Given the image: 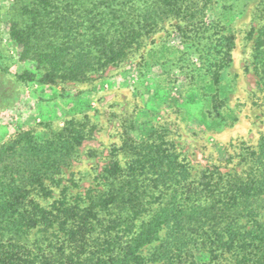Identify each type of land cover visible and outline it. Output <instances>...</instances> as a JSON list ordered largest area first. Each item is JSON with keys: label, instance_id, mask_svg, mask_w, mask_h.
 Wrapping results in <instances>:
<instances>
[{"label": "trees", "instance_id": "16d2710c", "mask_svg": "<svg viewBox=\"0 0 264 264\" xmlns=\"http://www.w3.org/2000/svg\"><path fill=\"white\" fill-rule=\"evenodd\" d=\"M240 1L221 4L205 32L185 30L182 52L167 44L144 51L143 40L169 17L191 15L194 0H29L21 13L31 22L11 23L9 36L26 63L22 76L39 86L81 82L135 50L142 69L159 66L163 81L177 70L203 89L230 65ZM259 13L248 36L264 99V6ZM85 129L71 117L48 136L26 131L0 146V264H264V135L242 155L244 170H206L198 189L186 184L187 162L151 129L145 140H124L118 151L127 160L103 168L102 190L74 197L62 174Z\"/></svg>", "mask_w": 264, "mask_h": 264}, {"label": "rangeland", "instance_id": "374dc122", "mask_svg": "<svg viewBox=\"0 0 264 264\" xmlns=\"http://www.w3.org/2000/svg\"><path fill=\"white\" fill-rule=\"evenodd\" d=\"M28 1L0 0V146L26 131L48 136L71 117L82 122L88 137L62 174V184L74 197L96 187L102 190L97 183L103 168L113 160H127L118 151L124 140H145L151 129L159 130L155 142L173 147L187 162L189 188L206 184V170L218 176L245 169L242 155L264 135V99L252 60L254 35L248 36L262 22L264 0L238 3L229 24L234 42L230 65L220 70L216 82L207 79L203 89L188 85L177 70L163 81L159 66L142 69L135 50L120 65L88 74L81 82L39 86L26 81V63L18 61L19 48L9 34L11 23L31 22L21 13ZM231 1L194 0L191 15L182 21L169 17L143 40L144 51L152 46L157 50L160 44L186 50L185 30L192 36L205 32L221 4ZM217 32L210 31L212 36ZM192 61L199 65L197 58ZM58 194L53 188V198Z\"/></svg>", "mask_w": 264, "mask_h": 264}]
</instances>
